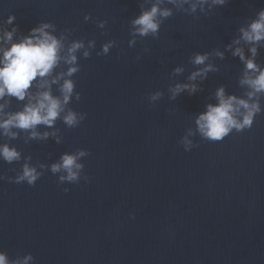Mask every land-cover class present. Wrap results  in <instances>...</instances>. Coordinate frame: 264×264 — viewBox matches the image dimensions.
Instances as JSON below:
<instances>
[{
  "label": "water",
  "instance_id": "95a60500",
  "mask_svg": "<svg viewBox=\"0 0 264 264\" xmlns=\"http://www.w3.org/2000/svg\"><path fill=\"white\" fill-rule=\"evenodd\" d=\"M140 2L0 0V26L14 14L18 35L45 20L57 34L72 29L69 39H94L96 50L117 41L107 55L78 58L80 99L69 106L86 116L74 128L56 121L60 143H25L23 134L10 141L43 175L33 186L0 180V250L10 258L30 252L34 264H264V96L252 126L222 140L203 139L194 123L220 84L243 96V65L224 45L264 0H228L198 18L174 11L158 39L129 47ZM85 13L105 28L84 21ZM215 48L224 51L223 59L211 57L219 70L197 80L196 93L169 99L168 85L186 82L195 67L189 56ZM256 59L264 64V48ZM177 65L184 72L171 76ZM158 89L164 95L150 106L147 94ZM20 103L12 98L10 108ZM183 136L190 150L179 143ZM78 148L89 152L81 158L88 181L59 183L47 166ZM22 162L0 160V174L14 176Z\"/></svg>",
  "mask_w": 264,
  "mask_h": 264
},
{
  "label": "clouds",
  "instance_id": "9594fccd",
  "mask_svg": "<svg viewBox=\"0 0 264 264\" xmlns=\"http://www.w3.org/2000/svg\"><path fill=\"white\" fill-rule=\"evenodd\" d=\"M227 2L228 0H141L138 14L129 20L128 46L134 47L137 38L150 36L158 39L161 24L174 11L198 18V12L207 16L214 8ZM83 19L86 22L92 19L98 28H105V20L93 19L89 13H85ZM14 20L15 15L9 13L0 26V137L6 138L0 142V160L8 164L21 162L22 159L23 162L19 164V169H12L16 173L14 176L0 174V180L33 186L43 172L30 163V156L23 157L21 151L10 144V141L23 134L25 143L47 140L49 137L60 143L61 137L54 127L56 121L59 119L67 128H74L86 116V113L75 111L69 106L73 98L77 101L80 99L73 79L74 74L80 70L78 58L90 57L93 50L97 56L107 55L117 45V41L108 39L96 50L94 39H89L87 44L83 39H69L72 29L64 28L57 34V26L45 20L18 35V26ZM236 32L238 34L224 48L243 65L238 84L245 91L243 96L227 93L225 86L220 84L214 92L216 102L205 104L204 110L196 114V131L203 139L210 141L222 140L233 130L240 132L250 128L254 117L262 111L260 97L264 96V64L259 63L256 58L258 49L264 48V7L240 24ZM212 56L223 59L224 51L215 48L211 52H193L188 59L195 66L194 69L188 74L186 82L177 81L168 85L169 99H175L185 91L190 95L196 93L199 87L196 81H203L209 72L219 70L211 62ZM183 72V66L177 65L170 75L178 76ZM163 95L164 92L159 89L149 92V105ZM12 98L22 102L15 110L10 108ZM40 126L51 130L40 131ZM188 135H192L191 130ZM179 143L186 151L193 147L188 136L181 137ZM88 154V150L84 148H78L75 152H63L56 162L47 167L52 174L59 173V183H78L81 179L87 182L89 177L82 174L84 164L81 158ZM45 167L44 164L39 165V169ZM63 191L67 192L68 188L65 187ZM129 215L134 216V213ZM0 264H34V257L29 252L10 258L6 251L0 250Z\"/></svg>",
  "mask_w": 264,
  "mask_h": 264
}]
</instances>
